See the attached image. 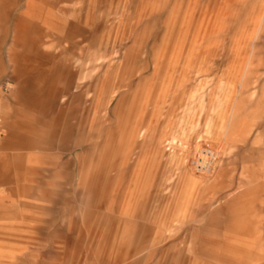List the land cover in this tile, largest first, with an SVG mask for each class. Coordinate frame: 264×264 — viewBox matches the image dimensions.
I'll list each match as a JSON object with an SVG mask.
<instances>
[{"label":"rangeland","instance_id":"obj_1","mask_svg":"<svg viewBox=\"0 0 264 264\" xmlns=\"http://www.w3.org/2000/svg\"><path fill=\"white\" fill-rule=\"evenodd\" d=\"M10 168L0 264H264V0H0Z\"/></svg>","mask_w":264,"mask_h":264},{"label":"crops","instance_id":"obj_2","mask_svg":"<svg viewBox=\"0 0 264 264\" xmlns=\"http://www.w3.org/2000/svg\"><path fill=\"white\" fill-rule=\"evenodd\" d=\"M15 73V70L13 71ZM8 144L9 146H11L12 144L14 146L17 147V143L13 140V138L10 137V139L8 140ZM15 148V147H14ZM17 156V155H16ZM15 157V156H14ZM0 177H12V173H11V168L7 170L6 173H1V169H0Z\"/></svg>","mask_w":264,"mask_h":264},{"label":"bare ground","instance_id":"obj_3","mask_svg":"<svg viewBox=\"0 0 264 264\" xmlns=\"http://www.w3.org/2000/svg\"><path fill=\"white\" fill-rule=\"evenodd\" d=\"M199 154V153H198Z\"/></svg>","mask_w":264,"mask_h":264}]
</instances>
